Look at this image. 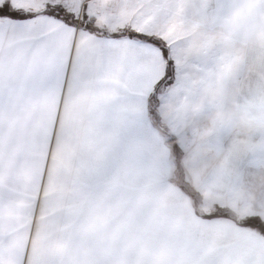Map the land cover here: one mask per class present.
<instances>
[{"label":"snow or ice","instance_id":"obj_1","mask_svg":"<svg viewBox=\"0 0 264 264\" xmlns=\"http://www.w3.org/2000/svg\"><path fill=\"white\" fill-rule=\"evenodd\" d=\"M178 162L264 193V0H0V264H264Z\"/></svg>","mask_w":264,"mask_h":264},{"label":"rangeland","instance_id":"obj_2","mask_svg":"<svg viewBox=\"0 0 264 264\" xmlns=\"http://www.w3.org/2000/svg\"><path fill=\"white\" fill-rule=\"evenodd\" d=\"M194 192L190 197L183 187ZM166 197L173 206L194 212L200 218L221 213L229 219L224 223L241 225L247 219L259 216L264 220V193L249 187L232 190L223 186H207L203 174H196L178 162L170 174Z\"/></svg>","mask_w":264,"mask_h":264},{"label":"trees","instance_id":"obj_3","mask_svg":"<svg viewBox=\"0 0 264 264\" xmlns=\"http://www.w3.org/2000/svg\"><path fill=\"white\" fill-rule=\"evenodd\" d=\"M183 187V186H182ZM183 191L186 193V194H188L190 197H195V195L193 194L194 192H192L191 190H189V189H187V188H185V187H183ZM226 216V215H225ZM227 217V216H226ZM244 223V222H243ZM243 223L241 224V225H243Z\"/></svg>","mask_w":264,"mask_h":264}]
</instances>
